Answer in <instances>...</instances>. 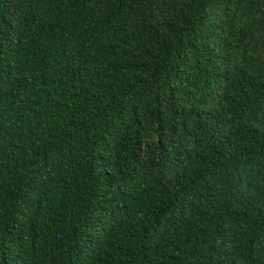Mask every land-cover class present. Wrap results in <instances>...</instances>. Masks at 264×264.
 Instances as JSON below:
<instances>
[{
	"label": "trees",
	"instance_id": "obj_1",
	"mask_svg": "<svg viewBox=\"0 0 264 264\" xmlns=\"http://www.w3.org/2000/svg\"><path fill=\"white\" fill-rule=\"evenodd\" d=\"M0 264H264V0H0Z\"/></svg>",
	"mask_w": 264,
	"mask_h": 264
}]
</instances>
